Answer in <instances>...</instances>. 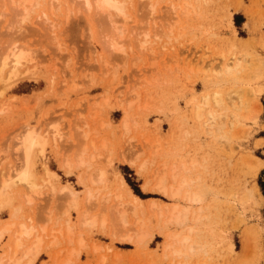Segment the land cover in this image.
<instances>
[{"label":"rangeland","instance_id":"374dc122","mask_svg":"<svg viewBox=\"0 0 264 264\" xmlns=\"http://www.w3.org/2000/svg\"><path fill=\"white\" fill-rule=\"evenodd\" d=\"M77 1L38 0L27 14H13L16 10L8 0H0V51L15 41V47L29 51L32 60L27 71L33 72L31 78L19 79L0 95L4 108L0 106V179L21 163V152L14 144L25 126L46 138L34 167L40 190L30 194L33 197L28 201L22 196L28 190L17 184L11 208L0 211L1 225L9 221L11 209L18 207L15 222L31 224L38 232V226H46L45 233L41 232L46 236L42 237L44 246L32 264H50L52 257L66 261L69 252L79 248L75 242L78 235L86 237L85 247L67 264L186 262L177 257L172 263L164 249L165 234L179 228L165 220V212L173 204L186 202L156 189L153 173L164 164L183 162L190 168L189 163L197 161L191 171L182 172L196 179L195 187L202 189L205 197L201 205H206L203 214L207 219L195 227L202 250L190 255L187 263L264 264V0H121L126 18L113 17L114 33L121 40L114 39L123 51H110L103 40L114 34L110 22L101 19H107L105 15L84 11V5ZM235 58L240 59L238 68L230 74L222 70L216 73L218 65L221 69L222 62L231 59L233 64ZM216 91L223 102L215 107L210 100L209 107L228 114L223 119V134L207 132L192 116L195 103L204 96L211 99ZM228 91L239 97L233 94L227 99ZM124 118L128 127L123 126ZM144 137L149 144L156 139L160 148L157 145V151H152L155 141L151 148L142 146ZM82 145L87 146L86 156L93 157L89 169L73 162L66 174L62 163L66 158L72 160ZM121 154L132 159V165ZM42 162L57 175L55 188L41 182L45 177ZM99 167L106 171V182L83 184L82 179ZM82 175L85 178L81 179ZM120 176L143 200V213L138 216L149 222L152 234L146 243L135 245L121 239L134 233L140 220L126 206L131 207L128 196L115 197L122 193ZM63 184L76 192L82 211L89 208V214H105V227L84 226L83 231L77 225L78 213L69 194L59 192ZM85 186L96 196L89 203ZM103 196H108L104 203ZM150 200L162 210L166 207L163 214H159L157 203V210L153 203L150 207ZM119 207L125 210L123 223L117 218ZM65 216L75 228L72 243L65 238ZM51 228L53 234H49ZM53 237L59 245L47 244ZM10 238L12 235L0 239V259L5 264L7 252L8 256L12 252L7 249ZM32 239L25 240L24 248ZM93 245L100 247L94 251ZM21 249L14 256H20Z\"/></svg>","mask_w":264,"mask_h":264},{"label":"bare ground","instance_id":"6f19581e","mask_svg":"<svg viewBox=\"0 0 264 264\" xmlns=\"http://www.w3.org/2000/svg\"><path fill=\"white\" fill-rule=\"evenodd\" d=\"M52 1H54V0H52ZM70 1L72 2V0H70ZM74 1H76V0H74ZM80 3H82L84 5L83 6V7H85L84 9H86L84 11H90L91 10V11H95V13H97V14H102V16L105 15V17L107 19L103 18L104 16L101 17V19L106 20L105 22H107V20H108V23L110 22L109 24H111V26L114 28L113 29L110 26L113 29V31H112L113 33H114V30L115 31L117 30V27L114 24L115 23V18L114 17L117 16V15H119V16L122 15V16L125 17V13L123 11L124 3L121 0H80ZM8 4H10L9 6H11L13 9L16 10L15 12H13V14H16L17 11H23L24 14H27L29 12V10L32 9L33 6H36L38 4V0H8ZM187 5H189V4H187ZM151 6H152V4H151ZM171 8H169V9L171 10ZM149 9L151 10V7H149ZM182 10H184V11H182V13H184L186 11L185 9H182ZM23 13L21 12V14H23ZM185 13H187V11ZM18 14H19V12H18ZM113 14L115 15L114 17H113ZM98 16H100V15H98ZM13 18H15V17H13ZM43 18L46 20L45 22H47L48 19H47L45 13H43ZM15 19H17V18H15ZM15 19L13 20V22L17 21V20L15 21ZM20 20H21V18L18 21H20ZM117 21H116V24H117ZM10 22H11V20H10ZM120 22H121V20H120ZM11 27H12V24H11ZM9 31H12V29L9 30ZM16 31H18V29ZM121 33L122 32H120V34L119 33L118 34L121 35ZM106 34H108V32ZM15 35H16V33H15ZM103 36H104V34H103ZM115 36H116V39L118 37V39L121 40L119 38V36H117L116 32L114 34L111 33V34L107 35V37H104L106 39H103V40H106L107 45L111 49V50L109 49L110 51H112V50L123 51V49L121 47L122 45L119 44V41L114 39ZM10 37H11V35H10ZM12 38H13V35H12ZM14 38H16V37H14ZM121 38H122V35H121ZM17 40H18V38H17ZM11 42H10L11 46H7L8 43L3 45V46H5L4 48H3V46H1L3 49L0 51V95H1V93L3 92V90L5 88L11 87L19 79L24 78V77H27V79H28L30 77V74H33V72H31L29 74V72H30L29 69H28L29 72L27 71L28 63L32 60V57L28 53L29 51L27 52L24 49L19 48L20 46L19 47H15V45L18 46V44H16L15 41L13 43L12 40H11ZM4 43L5 42H3V44ZM102 43H103V41H102ZM103 45H106V44H103ZM107 45H106V47H107ZM109 50H107V51H109ZM32 56H34V55H32ZM34 59H35V57H34ZM239 65H240V59L235 58L233 64H232L231 59H229V60H227L225 62H222L221 66H220L221 69H218V67H219V65H218V67H217L218 70L216 69V73L218 74L222 70L223 72L230 74L231 71H233L234 69L238 68ZM228 92L229 93L225 94V97H228L227 99H230V95L231 96L233 94H237L238 95V93H233V94L231 93L230 94V91H228ZM226 95H228V96H226ZM210 96H211V99H209V97H207V96H204L203 99L201 98L202 101L201 102L199 101L200 103H195V105H194L195 109L193 107V109H194L193 111L194 112H192L194 115L192 114V116H194L198 121L201 122V124L204 126V129L207 132L216 131L217 133L223 134V131H222V129L224 127L223 119H224V117H226L225 114H227V113L224 114V113L218 112L217 109L209 107L210 106V100L215 105V107L216 106L219 107V105L222 104L223 99H222V97H221V95H220V93L218 91L213 92L212 95H210ZM234 96H236V95H234ZM234 96H233V98H234ZM238 97H239V95H238ZM227 99L225 98V100L228 103L231 104V102L229 100H227ZM231 99H232V97H231ZM133 100L134 99L132 98L131 101H133ZM0 101H1V98H0ZM129 102H130V100H129ZM130 103L128 104L129 106H131ZM0 106H2V105H0ZM2 108H3V106H2ZM205 108H207V109H205ZM2 110H4V108ZM2 110L0 109V112ZM124 112H126V111H124ZM125 120L126 119L124 118L125 125H123V126H125V127L127 126L128 127V125H126L127 124L126 123L127 120L126 121ZM201 124H200V126H201ZM52 125H50V126L52 127ZM55 126L53 125L52 130H53V128ZM26 127L27 126H25V131H22L23 133H21V135L15 136V137H18V138H17V145H15L16 143L14 144V149H15V146H16V150L21 152V163H19L20 165H18V166L16 165L17 167L15 166L14 168H12V171H13L12 173H11V171H10V173L7 172V170H6L7 173L5 174V176H1V179H0L1 180L0 181V211L2 209H4V208H7V207L11 208L12 201L15 198V187H16L17 184L18 185L22 184L23 187H26V190H28L27 191V195H26V193H25V195H22L28 201H30V199L33 197L30 194L37 193L38 192V188H39V190L41 188V187H38L37 177L35 175L36 171H34L35 170L34 167H35L36 158H37V151H39L40 153L43 152V147H44V144L46 142V138L42 134H40L38 131H36L35 128H29V127L26 128ZM22 129H24V128H22ZM127 129L128 128H125L124 130L127 131ZM54 130H55V128H54ZM15 137H14V140H16ZM84 137H87V133H86V136L84 135ZM57 138H58V136H57ZM142 141H143L142 146L145 145L146 147H149V148H151L150 145L152 146L153 141H155V144L152 146L151 149H152V151L156 150L155 147L158 145V143L156 145V139L152 140V141L150 140L152 142L151 144H149V139L147 137H144ZM91 142L92 141H90V143ZM88 143H89V141H88ZM83 144H84V142H83ZM102 144H104V143L102 142L101 145ZM84 146L85 145H82L81 146L82 148L80 147L79 150L77 151L78 153L77 154L75 153L74 154L75 156L73 155V157L75 158L74 161H73V159H74L73 157H72V160H70L68 158H66L67 160L64 159L65 161L62 164L65 167L64 170H66L65 171L66 174L70 173V167H71L73 162H75L77 164L76 166H78V165L79 166H84L85 165V167L87 166L86 168L89 169L88 166H90L93 157L92 156L91 157H87L86 156L87 155V146H85V147ZM157 148H160L159 145H158ZM90 154H92V153L90 152ZM121 155L124 156V154H121ZM123 156H121V157L123 158ZM125 157H127V156H124L123 159H125V160L128 159V158H125ZM128 160H130V159H128ZM128 160H126V161L130 162V165H132L131 164V163H133L132 159L130 161H128ZM191 162L189 163L190 168H187L188 164L186 165L183 162L182 163H180V162L179 163L172 162V163H170V165L171 164L172 165L168 166V167H164V165H165L164 164V165H161L163 167L161 170H159V169L157 170L156 169V171H154V173H153V175L155 174L154 177H155V180H156L155 181L156 189L161 191V193L163 192L168 197L176 198V199L178 198V200L182 199V200H184L186 202L182 206H179L178 204H173V205H171V207H169L170 208L169 211L165 212V213H167V219H165V220L167 222L173 223V224H175V225H177L179 227L177 229V231L168 232V233L165 234L166 235V241L164 243V249L168 252V258L171 257L170 260H171L172 263L177 262L175 264H188L187 263L188 257L190 255H192L193 253L197 252L198 250L199 251L202 250L201 247H200V244L198 242L197 231L195 230V227H196V224L198 222H201V220L203 218L206 217V219H207V215L203 214V208L206 207V205L205 206L201 205V203L204 200L205 195L202 192V189H199V188L195 187L194 184H195L196 179H194L193 177H189L187 175L188 171H191L192 167H194V165H196V163H197V161H193L192 163ZM42 165H43L42 169H44V172H45V174H44L45 177L42 179L41 182H45V185L47 183V184H50V185H52L54 187V183L53 182L56 180L57 175L54 173L53 170H50L47 167L45 162L44 163L42 162ZM6 169H7V166H6ZM9 170H10V168H8V171ZM186 170H187V173L185 172V174H183V172L186 171ZM2 171H3V168H2ZM90 174H94V176L88 177L87 175H90ZM90 174L86 175L87 179L85 178L84 175H82L81 179L85 178L84 179L85 181L82 179L83 184H86L87 182H92V183H94V182H103L104 180L106 182V180H107L106 171L104 169L100 168V167L99 168H95L93 173L91 172ZM78 178H79V175H78ZM118 180H119V185H118L119 187L118 188L122 190V193L119 194V192H117L118 194H116L115 197L118 196L120 198V197H123L124 195L128 196L130 198V201H131V207L129 205H127V204H126V206H128L129 209L136 216H138L139 214L142 215V213H143V205H142L143 204V200L141 198L137 197L136 195H134L131 192L130 187L127 184H125V182H124V180H123V178L121 176H120V178ZM79 181H81V180L79 179ZM53 187H51L50 189L52 190ZM59 189H60L59 192H62V190H64L65 192L67 191L66 193L69 194L68 196H69L70 204H71V206H73L75 208V210L78 213V223L79 224L77 223V225L80 226V227L82 226L83 227V231H84V229L86 227L89 228V227H94L96 225H98V227L100 226L101 228L105 227V225H106L105 224V220L106 219H105V214L104 213H101V214L99 213L100 214L99 215L98 214L99 211H98L97 212L98 216H97L96 213L95 214H89V210H90L89 208H88L89 210L85 209L84 211H82L83 209H81L80 206L77 203L76 192H74L71 187H68V185L63 184ZM86 190H85L86 191V194H85L86 198L85 199H87L88 201L87 200L86 201L89 203L90 202L89 200H92L93 197H96V196L94 195V193L92 192V190L89 187ZM17 192H16V194H17ZM23 193H24V191H23ZM16 196H18V195H16ZM16 198H18V197H16ZM100 198H102V197H100ZM104 198L105 199L102 198L103 200L101 199L103 203L106 202L105 200L108 199V196H106ZM98 201L100 203V199ZM151 201L152 200H150V202ZM153 202H155V201H152L150 203V207H151ZM126 203H128V202L126 201ZM155 204L153 203L152 207L155 208V206H156ZM157 205H158V203H157ZM194 206H196V207H194ZM156 207L159 208L158 212H159L160 215L163 214V211L166 210V207H164L165 210H162V208L160 209L159 205L156 206ZM161 207H162V205H161ZM17 208L18 207L11 209V213H10V216H9L10 217L9 221L4 222L2 225L0 223V225H1L0 226V239L4 235H7V236L12 235V240H11V238L9 239L11 241L8 240L11 243H10V245H7V247H8L7 249H9V247H10V250L12 252H11V254L9 256H8V252H7V255H6L7 257L5 256V258H7V261H6V259H5V261H6V264H8V263L9 264H32L33 261L38 256L40 249L42 248V246H44L43 245V238H42L44 236V234L42 235L41 232L45 231V227L46 226H44V225L43 226H38V227H40L39 228V232H38V229L35 228V226H33L31 224L27 225L23 221H20V220H19L20 222H17L18 221V219H17L18 217L16 218L17 221L15 222L13 220V218L17 216V212L19 214V210H17ZM116 208H115V210H116ZM103 209L104 208L102 207V210ZM107 209H108V207H107ZM119 209H120V207H119ZM119 209L116 210V211H118V213L116 212L117 215H118L117 218H118V220H120L123 223V221H124L123 217H124V211L125 210L122 208L123 211L121 209H120L121 211H119ZM155 209L157 210V208H155ZM158 212H157V214H158ZM49 213L50 212H47L46 215L48 216ZM109 213H110V211H109ZM159 214H158V216H159ZM97 217H99V218H97ZM135 219H139L140 220V223H139V221L137 223L138 224V227H137L138 229L136 231H134V233L131 232V234H125V236L123 235V236H121L122 238L121 237L120 238L124 239V240H127L128 242L133 243L135 245H140V244H143V243H146L147 241H149L151 239L152 234L148 231V226H149L148 223L149 222H147V223L146 222H142V220L139 218V216H138V218L136 217ZM64 220H65V222H63L64 225H65L64 229L66 231L65 232L66 233L65 234L66 235L65 238L68 239V242L72 243L71 240H72V237H73L72 236L73 235V230H75L74 225L70 223L68 217L65 216ZM146 221H148V220H146ZM191 221H192V224H191ZM136 222H137V220H136ZM136 222H134V223H136ZM84 226H85V228H84ZM53 231H54V229L51 228V230H49V234H53ZM56 231L59 232L60 230H56ZM81 233H83V232L82 231L78 232V234H81ZM114 234H115V232H114ZM114 234H111V235L114 236ZM53 236H55V234ZM31 237H33V239H32L33 241H31L30 245H28L27 247L24 248L25 240H27V239H29ZM44 237H46V236H44ZM77 237H78L77 239L75 238L76 239L75 242H76V245L79 248L78 249H72V251L69 252V257L67 258L66 261H59V259L57 260L56 258L52 257L53 260H52V262L50 264H67V262L70 261L71 256L77 258L78 255H79L80 249L85 247L84 239L86 238L85 236H84L85 238H83L82 235H78ZM58 241L59 240L57 239V237H53L50 242L48 241L47 244L57 245V243H58V245H59ZM94 245H93V247H94L93 249H94V251H96V249H98V247H100V246H98V245L94 246ZM21 248H24L23 251H22ZM108 248H110V247H108ZM108 248H106V249H108ZM111 248H112V246H111ZM18 249H21V252H20L21 255L20 256H16L15 255L17 257V258H15L14 254L16 253V251ZM3 256L4 255H2V257ZM115 256H116V260L118 261L119 256H117V255H115ZM100 257H102V256H100ZM177 257H180V258L182 257L184 260H186V262H184V261H179V262L175 261L174 262V260ZM1 260H3V259L2 258L0 259V264H5ZM114 264H118V262H116Z\"/></svg>","mask_w":264,"mask_h":264},{"label":"crops","instance_id":"0c3cea01","mask_svg":"<svg viewBox=\"0 0 264 264\" xmlns=\"http://www.w3.org/2000/svg\"><path fill=\"white\" fill-rule=\"evenodd\" d=\"M245 2H247V3H248V2H250V3H251V2H252V0H249V1H248V0H246ZM245 18H246V16H245ZM245 20H246V19H245ZM244 22H245V21H244Z\"/></svg>","mask_w":264,"mask_h":264},{"label":"trees","instance_id":"16d2710c","mask_svg":"<svg viewBox=\"0 0 264 264\" xmlns=\"http://www.w3.org/2000/svg\"><path fill=\"white\" fill-rule=\"evenodd\" d=\"M262 189V193H263V195H264V190H263V188H261Z\"/></svg>","mask_w":264,"mask_h":264}]
</instances>
